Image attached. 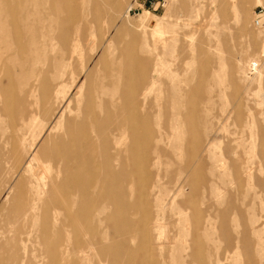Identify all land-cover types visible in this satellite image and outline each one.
<instances>
[{"label": "rangeland", "instance_id": "1", "mask_svg": "<svg viewBox=\"0 0 264 264\" xmlns=\"http://www.w3.org/2000/svg\"><path fill=\"white\" fill-rule=\"evenodd\" d=\"M20 1L24 24L0 28V64L14 73L0 65V92L10 91L6 111L0 93V260L264 264V28L252 25L264 0H164L156 12L143 5L148 0H87L71 14L62 0ZM41 18L42 29L31 31ZM65 20L76 51L38 41L42 31L56 37ZM11 30L32 42L11 44ZM62 66L77 76L50 107L40 90ZM129 82L139 92L146 86L145 95H127L114 121ZM99 102L102 111L89 109ZM29 110L24 138L44 148L43 160L60 141L63 173L55 171L61 159L50 163L55 185L38 217L15 222L25 200L14 197L24 180L13 172L22 153L13 151L19 117ZM134 114L145 118L142 128L133 126ZM56 120L62 125L53 131ZM119 124L141 132V143L122 136ZM78 126L82 134L67 135ZM62 189L54 223L44 209L54 208Z\"/></svg>", "mask_w": 264, "mask_h": 264}, {"label": "bare ground", "instance_id": "2", "mask_svg": "<svg viewBox=\"0 0 264 264\" xmlns=\"http://www.w3.org/2000/svg\"><path fill=\"white\" fill-rule=\"evenodd\" d=\"M41 1V0H40ZM56 1V0H55ZM64 2V6L66 11L71 14L74 11L78 10V6H84V4L87 2V0H78L77 3L73 2V0H62ZM17 2L22 3L24 5L23 2H21L20 0H17ZM18 3V5H19ZM16 2L15 0H0V28H3L4 26H7L9 28H16L19 25H23L24 22L23 20L25 19V16H22L21 14H18L16 11ZM51 9H53V5L51 6ZM128 9V8H127ZM145 13H148L146 11H144ZM42 11L38 10L35 11V14H41ZM69 24L70 21H63V27L60 29V32L58 33V35L56 37H52L51 35H45V31L43 32V37L42 35L40 36V38L38 39V41L41 44H44V42L52 45V44H62V50L64 52L67 51V48L65 47L66 44L69 45ZM253 25V24H252ZM44 26V19H40L38 21L33 22L32 24H30L31 27V31H35L36 29H42L41 27ZM255 27V26H254ZM257 28V27H256ZM3 33L0 34V36H2ZM8 39L9 42H11V44L13 45H20L21 43H30L32 42V39H30L28 32L24 31L23 33H20L18 31H9L8 32ZM72 41V40H70ZM77 41L74 40L70 46L69 45V51L68 53H72L74 51H76L77 48ZM49 47H41L39 49H46ZM69 59V58H68ZM1 65V64H0ZM131 66H134V64L132 63L129 67V69L131 68ZM2 71L8 76V77H12L14 76V73L11 69H9L8 67L2 66ZM65 68V66H62V69L59 70L58 75L55 76V78H52V84L42 88L40 90V98H41V102L43 104H47L50 107L52 106L51 104L54 103L57 98L58 95L63 93V95H65L67 88H70L71 83L74 81V78L77 76L76 73L74 72H67L68 74L65 75L63 69ZM135 68V67H133ZM133 68H131L129 70L128 75L130 76L132 74V70ZM88 74H86L84 77L87 78ZM12 78H9V83L12 82ZM83 78V77H82ZM79 79V83L77 85V92L80 93L81 89H82V85H83V81L84 78ZM18 80L20 82H22V78H18ZM61 81H63V85H61ZM56 82V83H53ZM76 83V82H75ZM153 83H151L152 85ZM146 88V86H145ZM145 88H143L142 91L139 92V88L137 86L136 83H134V85L132 84V82H129L128 84H126V91L122 93V95L120 96L121 102L123 103L121 105V109L114 111L113 113V117H114V121H117L120 118V115L123 114L124 111H120V110H124L125 106L127 104V95H139V96H144L145 95ZM32 88H27L26 92L31 93ZM1 94H5V99L3 101L4 104V108L3 110L6 111L8 110V105L6 104V99L7 97L10 95V91L9 88L3 89L0 92ZM79 96H82V92L80 93ZM68 104L66 105V108H68ZM104 104L103 102H99L97 104H95L94 106H89V109L93 110L95 112L94 109L101 110L103 109ZM70 110V108H68ZM89 111V110H88ZM87 111V113H88ZM86 113V114H87ZM92 114V112H91ZM27 116L19 117L20 120V124L18 125L17 131L16 133H19V136H15L16 138V144L14 147V153L18 154L19 152L22 153V156L20 158V162L17 164V166L15 167L13 172H20L22 173L23 176V180H24V185H21V189L20 187H18V190L15 194L14 197H19L21 199H24L25 201L23 202L24 204L20 207H15V211L12 215L11 220L18 222V221H33L34 219H36L38 217V211L40 209V207H42V205L39 207L38 203L40 201H42V199L44 198V196H46L48 194V191L50 188H53V186L55 184H53V182L50 179V163L52 162L53 164H55L53 161H57L60 160V162H57L56 166H55V171L57 175H60L63 173V149H62V143L59 141V145L57 146L58 148L54 150L53 154L54 155H49L46 160H43V157L46 156L45 155V151L44 148L42 146L38 147L35 149L34 147V143L33 142H27L26 139L24 138V135L27 132V128L29 126L32 125V121H31V110H29V112H27L26 114ZM93 116V115H92ZM95 116V115H94ZM59 117H61V114L59 115ZM77 118L79 117V114L76 116ZM125 117V116H124ZM133 120H134V124L133 126L135 127H139L142 128V125L145 124V118H140L138 117L137 114L133 115ZM122 119V117H121ZM132 119V118H131ZM112 121V120H111ZM120 121V119H119ZM124 122V120H123ZM103 126H100L99 129H97V134L99 135L104 133L103 130L105 129V125L106 123L103 122L102 123ZM62 123H60V120H56L53 125L51 126V129H53V131L59 127H61ZM101 125V123H100ZM121 125V126H120ZM120 128H122L120 130V134L122 136L124 135H128L133 141H135L136 144L141 143V141L143 140V134H141V132H138L136 129L134 128H129L128 132L125 129V126L122 124L118 125ZM118 129V127H116ZM51 129L49 130V132L51 131ZM76 133H83V128L82 126H78V127H72V128H67V135L71 137H73V135H76ZM191 139V137H190ZM59 140H63L62 138H59ZM63 142V141H62ZM77 148L74 150V152L77 151V149L79 148V144L76 143ZM34 147V148H33ZM191 153V152H190ZM66 157V156H65ZM107 188H111V185H107ZM78 192V191H77ZM80 193H85L83 188L80 187L79 189ZM84 195V194H83ZM63 203V189H62V193L61 196L59 197V199L55 202H53L54 208L50 209L49 208H45L44 213H49L50 214V218L52 219V221L54 223L58 222L59 220V206L62 205ZM70 248H64V253H66L67 251H69ZM59 254H60V258L63 259V248L58 250ZM23 260H21L20 258L17 259V261L15 260L14 263L12 264H23ZM0 264H11V263H7L4 262L2 260H0Z\"/></svg>", "mask_w": 264, "mask_h": 264}, {"label": "built area", "instance_id": "3", "mask_svg": "<svg viewBox=\"0 0 264 264\" xmlns=\"http://www.w3.org/2000/svg\"><path fill=\"white\" fill-rule=\"evenodd\" d=\"M147 7L151 11L162 10L165 6L164 0H148ZM252 24L257 28H264V6H258L252 12Z\"/></svg>", "mask_w": 264, "mask_h": 264}, {"label": "crops", "instance_id": "4", "mask_svg": "<svg viewBox=\"0 0 264 264\" xmlns=\"http://www.w3.org/2000/svg\"><path fill=\"white\" fill-rule=\"evenodd\" d=\"M147 2H143V5H146Z\"/></svg>", "mask_w": 264, "mask_h": 264}]
</instances>
